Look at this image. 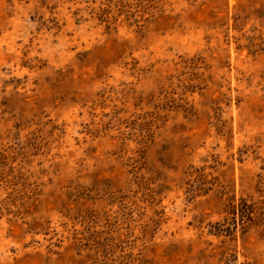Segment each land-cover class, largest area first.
I'll use <instances>...</instances> for the list:
<instances>
[{"label": "rangeland", "instance_id": "374dc122", "mask_svg": "<svg viewBox=\"0 0 264 264\" xmlns=\"http://www.w3.org/2000/svg\"><path fill=\"white\" fill-rule=\"evenodd\" d=\"M0 264H264V0H0Z\"/></svg>", "mask_w": 264, "mask_h": 264}]
</instances>
